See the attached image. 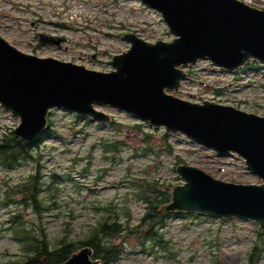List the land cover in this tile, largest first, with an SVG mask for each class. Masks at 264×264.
<instances>
[{"label":"rangeland","instance_id":"1","mask_svg":"<svg viewBox=\"0 0 264 264\" xmlns=\"http://www.w3.org/2000/svg\"><path fill=\"white\" fill-rule=\"evenodd\" d=\"M38 33L64 36L68 41L39 45ZM125 33L148 42L173 38L161 15L140 0H0V36L38 57L109 71L111 56L129 48L122 39ZM183 70L187 76L178 89L166 92L191 102L207 100L264 116L263 63L251 59L230 72L200 59ZM98 109L110 116L109 122L51 108L41 141L32 146L36 159L0 167V264L20 260L29 241L17 240L15 215L30 235L45 232L53 248L63 236L79 245L108 206L121 222H130L122 234L124 252L113 264H264V233L259 224L237 217L165 213L158 226L161 242L150 239L141 246L136 234L146 226L138 224L144 213L138 185L144 180L158 182L159 190L170 196L175 186L184 183L175 170L178 164L227 182L257 184L260 180L239 156H219L178 131L151 125L124 110ZM18 123V117L0 108V136ZM115 141L120 142L116 151L103 147ZM38 166L39 198L47 209L35 213L18 203L3 206L6 194L16 192L15 186Z\"/></svg>","mask_w":264,"mask_h":264},{"label":"water","instance_id":"2","mask_svg":"<svg viewBox=\"0 0 264 264\" xmlns=\"http://www.w3.org/2000/svg\"><path fill=\"white\" fill-rule=\"evenodd\" d=\"M140 1L161 15L173 38L148 42L123 34L129 48L111 56L109 71L24 53L0 36V108L19 118L14 135L25 143L35 141L54 107L107 123L110 116L98 107L110 106L178 131L219 156H239L260 183L222 181L178 164L175 170L184 183L172 189L161 212L252 220L264 233V116L166 92L177 90L187 76L183 68L200 59L230 72L251 59L264 64V10L241 0ZM35 38L39 45L68 41L49 33ZM58 264H100V259L90 246H82Z\"/></svg>","mask_w":264,"mask_h":264},{"label":"trees","instance_id":"3","mask_svg":"<svg viewBox=\"0 0 264 264\" xmlns=\"http://www.w3.org/2000/svg\"><path fill=\"white\" fill-rule=\"evenodd\" d=\"M255 62V61H253ZM137 126V125H136ZM41 141L39 136L35 141L25 143L19 140L12 130H8L0 136V167H12L22 162L36 159L33 157V144ZM120 142H106L103 147L116 151ZM38 166L34 173L29 174L23 181L15 187L16 192L11 195H18L19 199H11V195L6 194L3 206L11 203H18L25 208L32 209L35 213L47 209L43 206L39 193L42 191ZM159 183L156 181L144 180L138 185L140 199L144 204V213L139 218V225H145L146 229L136 234V240L141 246L145 245L146 240L157 239L161 242L162 234L158 231V226L163 224L164 214L162 207L171 200L167 192L159 190ZM105 214L100 216L96 224L89 229L84 240H80L77 245L75 242L68 241L63 236L56 247H49L45 232L30 235L25 228L23 221L19 220V215H15L12 221L17 226V240L28 239L24 256L14 264H58L66 260L74 251L82 246H90L93 255L102 260V264H113L124 252L123 244L125 238L122 236L129 229V219L121 222L118 215L111 206L105 208ZM174 214V212H172ZM177 214V213H176ZM185 214V213H184ZM178 215V214H177ZM183 215V214H179ZM125 216L126 213H125ZM114 238H120L119 243H110ZM106 241V242H105ZM163 246V245H162ZM164 247V246H163ZM252 256V255H251Z\"/></svg>","mask_w":264,"mask_h":264},{"label":"built area","instance_id":"4","mask_svg":"<svg viewBox=\"0 0 264 264\" xmlns=\"http://www.w3.org/2000/svg\"><path fill=\"white\" fill-rule=\"evenodd\" d=\"M245 4L264 10V0H241Z\"/></svg>","mask_w":264,"mask_h":264},{"label":"flooded vegetation","instance_id":"5","mask_svg":"<svg viewBox=\"0 0 264 264\" xmlns=\"http://www.w3.org/2000/svg\"><path fill=\"white\" fill-rule=\"evenodd\" d=\"M93 250V249H92ZM93 257H94V255H93ZM94 258H97L96 256L94 257ZM98 259H100V258H98ZM103 262H102V260L100 259V264H102Z\"/></svg>","mask_w":264,"mask_h":264}]
</instances>
